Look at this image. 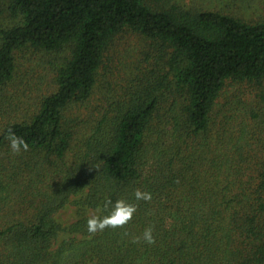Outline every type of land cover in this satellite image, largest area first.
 Listing matches in <instances>:
<instances>
[{"label": "trees", "instance_id": "trees-1", "mask_svg": "<svg viewBox=\"0 0 264 264\" xmlns=\"http://www.w3.org/2000/svg\"><path fill=\"white\" fill-rule=\"evenodd\" d=\"M0 264H264V0H0Z\"/></svg>", "mask_w": 264, "mask_h": 264}, {"label": "clouds", "instance_id": "clouds-1", "mask_svg": "<svg viewBox=\"0 0 264 264\" xmlns=\"http://www.w3.org/2000/svg\"><path fill=\"white\" fill-rule=\"evenodd\" d=\"M6 139L13 154L19 155L22 151L29 150V143L22 136L17 135L12 128L7 130ZM134 197L136 201L150 202L152 200V193L138 188L134 192ZM100 210H108V214L89 216L87 219V231L89 233L103 232L107 228H124L137 212L138 204L130 203L125 199H117L115 202L107 199L104 201L102 209H98V211ZM153 232L154 226L146 227L140 236L132 238V242L139 244L143 241L144 243L153 245L156 242ZM124 234L128 235L127 232Z\"/></svg>", "mask_w": 264, "mask_h": 264}, {"label": "rangeland", "instance_id": "rangeland-1", "mask_svg": "<svg viewBox=\"0 0 264 264\" xmlns=\"http://www.w3.org/2000/svg\"><path fill=\"white\" fill-rule=\"evenodd\" d=\"M183 1H187V2H191V0H183ZM137 54V52L135 53V55ZM134 55V54H133ZM62 217L67 219V220H71L73 218V210L72 209H67L63 212Z\"/></svg>", "mask_w": 264, "mask_h": 264}]
</instances>
